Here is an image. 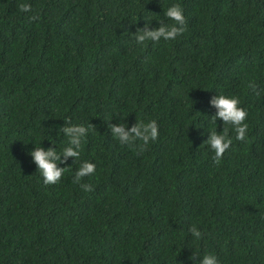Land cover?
Segmentation results:
<instances>
[{
  "label": "trees",
  "instance_id": "trees-1",
  "mask_svg": "<svg viewBox=\"0 0 264 264\" xmlns=\"http://www.w3.org/2000/svg\"><path fill=\"white\" fill-rule=\"evenodd\" d=\"M176 4L187 30L137 44ZM218 95L239 99L248 129L241 142L225 126L232 144L217 164L206 142L223 132ZM152 120L159 137L140 154L110 131ZM65 121L89 130L45 185L29 153H61ZM84 162L96 165L80 182L91 192L73 183ZM205 255L264 264V0H0V264Z\"/></svg>",
  "mask_w": 264,
  "mask_h": 264
},
{
  "label": "clouds",
  "instance_id": "clouds-1",
  "mask_svg": "<svg viewBox=\"0 0 264 264\" xmlns=\"http://www.w3.org/2000/svg\"><path fill=\"white\" fill-rule=\"evenodd\" d=\"M19 10L21 12H30L31 5L20 4ZM164 15L172 21L170 25L160 22L161 26L155 30L149 31L147 26L144 29H138L135 37L137 44H144L146 41L159 42L161 39L165 41L174 40L178 36L182 35L187 30V21L183 15V10L176 4L168 8ZM38 15L30 17V21L38 20ZM249 88L253 91L257 90L255 83H250ZM212 106L217 109L215 116H212V122L215 124L216 120L223 121V132L218 134L216 129L210 132L209 139L206 144L210 147L214 153V163H219L232 144V139L228 137V129L225 126H231L236 133L235 139L238 141H245L248 125L245 122L248 113L240 107V101L236 97H226L224 95H218L212 101ZM65 126L60 128L62 132L68 138V146L63 149L61 153L49 148L47 151L42 147L34 148L29 153L33 161L38 167V172L43 178L45 185H55L60 182L63 173L66 168L58 167V163H66L68 158H74L75 160L80 157V147L82 138L88 133V128L79 125H72L70 121H65ZM93 127L89 125V128ZM113 138L116 139L121 145H126L134 150H137V154L146 150L150 142H155L159 137V129L157 122L152 120L148 123H136L130 130H127L122 124L119 126H111ZM137 142L139 147L137 148ZM96 165L94 163L84 162L80 168L76 171L73 178V183L80 184V187L85 192L93 191L90 184H81V180L87 176L95 173ZM190 232L195 239H200L202 233L195 227L190 228ZM193 261L196 256L190 257ZM199 264H218L217 258L214 255H205L200 259Z\"/></svg>",
  "mask_w": 264,
  "mask_h": 264
}]
</instances>
